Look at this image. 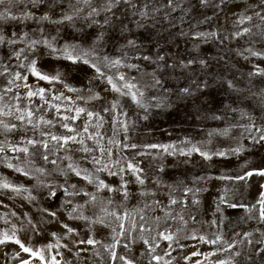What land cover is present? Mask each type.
<instances>
[{
	"label": "snow or ice",
	"instance_id": "snow-or-ice-1",
	"mask_svg": "<svg viewBox=\"0 0 264 264\" xmlns=\"http://www.w3.org/2000/svg\"><path fill=\"white\" fill-rule=\"evenodd\" d=\"M199 5L207 7L209 0H199ZM225 5L226 0H218L213 7L222 9ZM180 8L175 0H164L159 7L151 5L150 0H0V76L6 79L0 90V136L3 137L0 139V163L32 181L28 186L0 176V193L10 200L21 198L33 205L38 213L34 216L29 209L0 215V221L8 225L0 229V245H17L19 250L12 256L19 264H32V258L42 264H62L55 255H47L52 249L62 255L59 251L62 248L73 254L77 264L88 259L82 255L85 252L91 253L93 264H139L130 255L138 242L144 246L141 256L147 259V264H160L162 260L163 264H171L170 260L157 254V249L162 242H166L167 249H173V245L184 248L186 245L180 243L182 239L218 245L206 253L193 251L184 257L186 261L192 256L207 259L217 253H228L213 264H236L234 257L240 255L235 251L237 244L260 245L257 254L264 253V231L259 233V238L251 231L234 233L236 238L232 239H225L223 233L228 210L243 209L245 216L241 219H256L264 224V183L259 185L255 203L250 204L233 199L228 187L221 188L213 201L212 218L208 220L197 221L196 215L201 211V193L208 189L189 187L183 181L167 185L166 202L155 199L156 192L153 191L151 203L145 200L143 207L128 209L125 204L131 196L130 181L125 180V174H130L133 182L140 186L141 197H147L149 190L141 175L144 169L125 157L117 155L113 158L114 148L145 147L162 149L169 154L177 151L172 144L139 146L126 143L134 124L130 122L126 108L142 110L143 118L147 119L151 108L170 106L167 94L177 98L191 97L194 92L208 87L206 79L198 78L181 87L177 74L179 70L185 79H189L191 74L203 72L208 67L204 58L198 54L188 58L161 54L158 42L150 35L143 38L133 35L128 26V23H134L139 30L144 27V21L151 18V13L162 9L175 12ZM256 8L260 10L255 11ZM183 11L187 13L190 9ZM170 12H165V18ZM129 16L138 19L130 21ZM233 16L232 31L223 37L219 27L199 30L193 26L189 33L181 30L180 35H190L194 41L205 44L210 40L223 43L229 37L242 39L257 34L264 40V0L247 5ZM254 18L260 23H254ZM179 19L183 21L184 17ZM211 19L205 16L198 23ZM29 24L34 26L29 27ZM8 25L12 30L7 29ZM253 28L258 32L254 33ZM193 48L198 52V44L194 43ZM237 52L251 64L247 72L249 83L254 77L261 78L264 83V66L254 62V59L264 61V47L256 49L250 42L248 47ZM41 63L48 65L47 70L40 66ZM72 72L83 73L79 87L67 79ZM29 76L37 83L29 84ZM40 81L48 87L40 85ZM225 84L233 92L245 91L233 80H226ZM57 85L74 93V97L65 95ZM19 88L26 91L9 95ZM247 91L249 98H255L253 103L246 107L224 105L236 114L234 122L227 120L225 113L217 109L220 114L213 113L212 119L224 121L225 126L208 132L209 137L230 138L231 130L239 127L242 132L234 147L213 152L185 141L186 147L178 149L179 153L185 156L198 153L209 161L214 156L228 159L247 151L241 139L252 144L264 142V87L256 92ZM33 98H38L41 103L36 105ZM92 102H99L98 107H89ZM52 110L55 119L46 115ZM82 117V123L77 124ZM109 122L112 135L106 136L102 130ZM57 124L63 131L53 130ZM28 131L32 132L31 136L27 135ZM17 133L19 138L15 139ZM120 134L124 136L123 141L117 138ZM239 168L236 175H220L216 179L247 183L253 176L264 178V167L249 168L245 161ZM106 176H119V181L109 182ZM153 179L156 185L162 183L159 176ZM177 191L179 196L175 195ZM103 192L118 193L119 204L113 196L101 195ZM0 205L8 207L2 201ZM157 211L160 215L150 214ZM190 222L206 223L214 231L208 233L190 228ZM98 225L108 229L107 242L96 238ZM52 226L58 227L59 231L51 230ZM81 229H86L87 235L82 236ZM22 232L32 236L47 232L49 241L36 247L21 239ZM21 253L27 254V258ZM170 254L168 250L164 251V256ZM63 264H71V261ZM194 264H202V261L196 260Z\"/></svg>",
	"mask_w": 264,
	"mask_h": 264
},
{
	"label": "rangeland",
	"instance_id": "rangeland-1",
	"mask_svg": "<svg viewBox=\"0 0 264 264\" xmlns=\"http://www.w3.org/2000/svg\"><path fill=\"white\" fill-rule=\"evenodd\" d=\"M139 2H144V0H139ZM163 2L164 0H150V4L156 7H159ZM175 2L181 5L180 9H177L175 12L162 9L160 12L151 13V18L144 21V27L139 30L136 29L134 23H128V21H126V23H128L129 28L132 29L133 35H138L142 38L150 35L154 42H158L161 54L166 53L168 56H179L182 58H188L189 56L198 54L204 58L207 61L208 67L203 72L193 73L190 75L189 79H185L184 75L179 73V70L177 74L180 75L179 83L181 87L190 83L192 79L197 78L199 80L206 79L208 81V87L201 88L199 91L194 92V95L191 97L177 98L174 94H167L169 96L168 104L170 106L159 109L151 108L148 112L147 119L143 118L144 112L142 110L126 108L130 122H134V124L131 125V130L128 133V140L125 141L126 143H136L139 146L150 143L172 144L175 145L177 149L175 154H169L162 149L145 147H137L136 149L114 148L113 158L117 155L125 157L127 160L138 164L139 167L144 169L141 175L145 177V187L149 190V195L147 197L140 196V186L133 182L134 178L130 174H125L124 176L125 180L130 181L129 189L131 196L125 202L128 209L143 207V202L145 200L151 203V192L153 191L156 192L155 199L166 202L169 191L167 185H176L177 182L183 181V184L189 187L203 186L208 189L206 192L201 193V211L196 214L197 221H201L212 218L211 208L213 201L221 188L228 187L232 190L230 194L233 199L250 204L255 203L259 185L264 183V178L259 176H253L247 183L216 179V177L220 175H236L240 171L239 165L245 161L249 168L264 167V142L261 144H252L247 139H241L240 142L247 148V151L243 152L239 157L231 156L228 159H223L214 156L210 161L205 160L198 153L185 156L181 155L178 151V149L186 147L185 141H191V143L198 144L205 150L213 152L217 149H226L229 146H235L236 140L240 138L242 129L239 127L233 128L230 133V138L219 135L209 137V131L225 126L224 121L214 120L212 119V115L213 113L219 115L220 112H217V109H220L225 113L227 120L234 122L236 114L225 109L224 105L230 104L233 107H246L253 103L255 98H249L250 93L247 89H251L253 92L259 91L260 88L264 87V83H262L259 77L252 78L251 83H249L247 72L250 70L251 64L238 55L237 50H243L248 47L250 42L251 46L260 49L264 47V40L257 34L251 38L244 37L242 39H233L229 37V39L224 40L223 43L210 40L205 44L194 41L190 35H180L181 30H183L184 33H189L193 26H196L199 30H215L219 27L222 29L221 36L223 37L232 31L233 13L242 11L247 5L256 4L259 0H226V5L223 6L222 9L213 7V5L218 3V0H209V5L207 7H201L199 5V0H175ZM183 9H190V11L185 13ZM259 10V8L255 9V11ZM165 12H170L167 18H165ZM181 16L184 17L183 21L179 19ZM205 16L212 17V19L202 24L198 23L204 20ZM135 19H138V17L129 16L130 21H134ZM254 23L258 24L260 21L254 18ZM33 26L34 25L29 24V27ZM6 27L8 30H12L11 25ZM19 27H23V25ZM253 32L257 33L258 29L253 28ZM69 38L71 37L69 36ZM194 43L198 44V52L193 48ZM149 47L155 51L153 45L150 44ZM254 62L261 63V66H264V61L254 59ZM11 63H14V61ZM40 66L45 68V70L48 68V65L45 63H41ZM193 67H198V65H194ZM82 75V72H72L67 76V79L73 86L79 87V81ZM226 80H233L238 88L245 89V91L236 93L227 89L225 84ZM28 83L35 84L37 81L34 77L29 76ZM39 83L44 87H48L43 81ZM5 84L6 79L0 76V90L4 88ZM56 87L67 96L74 97L75 95L63 89L60 85ZM193 88H195V85H193ZM17 91L23 94L26 90L24 88L14 89V92L9 95H14ZM108 95L111 96V94ZM33 99L36 105L41 103L38 98ZM77 103L83 102L78 101ZM98 103L99 102H92L89 104V107H98ZM153 103H155V101H153ZM46 115L49 118L55 119L54 110L46 113ZM82 120L83 117L81 120L77 121V124L82 123ZM53 130L63 131L59 128L58 124ZM102 131L106 136H111V123H106ZM27 135L31 136L32 132L28 131ZM14 138L18 139L19 133H17ZM117 138L122 141L124 140L123 134H120ZM0 139H3V137L0 136ZM139 153L148 154L140 155ZM9 155H11V153ZM161 168L163 171H161ZM0 176H5L13 182L23 183L28 186L32 183V181L23 177L21 174L7 169L3 163H0ZM156 176H159L162 180L160 185L155 184L153 177ZM201 177L204 179H200ZM208 177H212V179H208ZM106 179L109 182L115 183L119 181V176H106ZM101 195L113 196L117 204H119L121 200L118 193L103 192ZM175 195L179 196L180 193L177 191ZM0 201L8 205L7 208L0 205V215L11 211L19 213L29 209H31L34 216L38 215L33 205L28 204L19 197L10 200L7 195L0 193ZM150 214L160 215L159 211ZM225 216L226 219L223 227L225 239L236 238L234 237V233H243L244 231H251L259 238V233L264 231V224L258 223L256 219L248 220L246 218H240L245 216L243 209H238L236 211L228 210ZM12 219L14 220V218ZM7 227L8 225L0 221V229ZM189 227L208 233L214 231V229L209 228L206 223L202 225L201 223L192 224L190 222ZM51 230L59 231L56 226H52ZM107 233L108 229L103 226H96L95 236L97 239L107 242ZM81 235H87V230L81 229ZM20 236L25 243L31 242L36 247H40L49 241L47 232L42 236H32L29 232H22ZM180 243L186 246L184 248H179L173 245V250L167 249L166 242H162L157 249V254L161 255L164 260H170L171 264H194L196 260H201L202 264H213L217 259L224 258L228 255V253H217L207 259L203 256H192L190 261H186L184 257L190 255L193 251L206 253L213 251L218 245L213 246L183 239ZM81 247L88 246L82 245ZM259 247L260 245L249 247L246 244H237L235 251H238L240 255L234 257L236 264H264V253L257 254V249ZM143 248L144 246L142 243L138 242L133 246V251L130 253L131 256L139 261V264H147V259L141 256ZM18 250V246L13 243L0 245V264H19V261L13 259L12 256L13 252ZM165 250L171 253L170 256H164ZM59 251L62 255H57L56 249H52L47 255H55L57 260L62 261V264L64 261H71V264H77V261L73 258V254L67 249L62 248L59 249ZM5 253H8V255L6 256ZM82 255L88 257V259L81 261L80 264H93V258L90 252L82 253ZM21 256L27 258V254L21 253ZM32 264H42V262L37 258H32ZM153 264H155V262H153ZM160 264H163V260Z\"/></svg>",
	"mask_w": 264,
	"mask_h": 264
}]
</instances>
